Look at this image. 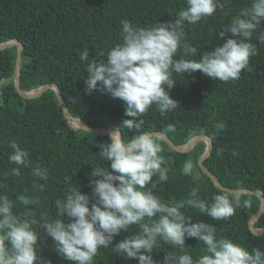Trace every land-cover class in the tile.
Returning a JSON list of instances; mask_svg holds the SVG:
<instances>
[{
  "label": "trees",
  "instance_id": "16d2710c",
  "mask_svg": "<svg viewBox=\"0 0 264 264\" xmlns=\"http://www.w3.org/2000/svg\"><path fill=\"white\" fill-rule=\"evenodd\" d=\"M251 3L252 0H229L224 9H217L207 20L185 24L187 41L198 48L194 58L200 59L201 53L213 50L230 37V32L224 37L218 33ZM184 7L186 0H0V43L18 40L22 45L19 74L22 90L56 83L71 115L89 126H115L127 141L137 133L120 127L124 119L130 118L124 114L125 102L99 88L91 94L85 93L88 62H81L80 54L87 50L90 59H105L106 55L101 56V52L106 54L120 41L122 20L148 27L174 21ZM260 32H264V22L251 41L258 48V54L249 61L251 71L245 70L240 79L229 82L215 80L199 71L185 73L176 78L175 86L169 90L178 108L162 116L153 106L141 119L145 122L144 131H161L177 145L197 134L209 136L212 148L203 160L208 170L225 187L251 189L264 197V44L257 41ZM15 55L14 46L0 49V79H4L0 86V194L16 201L14 211L18 214L25 211L17 200L19 195L38 196V205H30L29 209L37 216L48 212L54 217L55 200L64 198L70 188H78L94 201L90 184L92 168L100 166L111 171L110 162L99 156L101 145L111 138L105 133L71 128L52 89L38 98H22L13 84ZM217 121H223L225 128L213 136ZM170 123L175 125L174 133L165 131ZM12 142L29 152L30 166H19V176L6 177L5 172L18 167L8 159ZM160 142L170 170L168 180L153 189L154 195L170 202L187 198L192 188L199 187L201 199L211 202L222 191L197 165L205 147L203 142L184 153L173 150L161 138ZM188 160L193 162L196 171L191 176L182 174L183 164ZM37 164L47 168V181L32 175L31 167ZM33 183L46 187L37 193ZM240 195V206L227 220L214 221L191 208L182 211L190 217L189 223L213 224L218 237L229 238L250 251L252 248L264 251V233L256 235L248 228V219L258 210L260 201L254 195ZM62 219L69 222L66 216ZM254 226L264 227V212ZM34 227L39 234L38 255L42 260L73 264L56 252L52 238L42 227ZM138 231L137 225L130 226L128 232L121 230L109 248L98 250L94 264H138L136 259L118 256L114 247ZM185 244V251L194 259L203 254V244L196 238H186ZM171 251L179 254L178 249L158 241L153 259L162 262L165 253Z\"/></svg>",
  "mask_w": 264,
  "mask_h": 264
},
{
  "label": "clouds",
  "instance_id": "9594fccd",
  "mask_svg": "<svg viewBox=\"0 0 264 264\" xmlns=\"http://www.w3.org/2000/svg\"><path fill=\"white\" fill-rule=\"evenodd\" d=\"M229 0H186V7L176 19L148 27L121 21L120 41L105 54V59H90L87 50L80 61H87L88 78L84 81L85 93L100 91L123 100L126 104L121 128L135 130L136 135L125 141L119 131L110 134L109 142L100 147L99 156L110 162L109 171L92 168L90 181L92 197L78 188H70L64 198L55 200L56 213L39 216L29 209L38 205V196L19 195L17 200L25 211L18 214L16 201L0 194V264H51L38 255L39 225L53 240L56 252L73 264H94L98 250L112 245L121 230L128 232L132 225L139 231L114 245L118 256L136 259L138 264H264V251H251L226 237H218L216 227L203 221L189 223L182 210L191 208L214 221L227 220L241 204L239 192L220 191L211 202L201 199L199 187L192 188L188 197L165 202L153 194L157 185L169 178V160L162 154L164 148L159 137L144 131L141 119L155 107L162 116L178 108L169 90L176 78L196 71L215 80L229 82L240 79L245 70L251 71L250 58L258 54L252 38L264 22V0H252L249 8L239 11L224 30L232 35L213 50L201 53L186 39L185 24L194 25L224 9ZM227 14V13H226ZM214 32V29H209ZM257 41L264 44V32ZM225 128L223 121L213 125V136ZM175 125L168 124L166 132L174 133ZM12 150L9 163L18 167L4 175L19 176L20 167H29V152L17 143L9 144ZM238 153L233 152V155ZM219 155V153H218ZM32 175L47 181L48 170L39 164L31 167ZM185 176L194 175V164L186 161L182 167ZM33 190L43 192L46 185L33 183ZM67 217V223L62 217ZM186 238H196L203 244V254L194 259L185 251ZM163 241L179 250L165 253L162 262L155 261L152 253Z\"/></svg>",
  "mask_w": 264,
  "mask_h": 264
},
{
  "label": "water",
  "instance_id": "95a60500",
  "mask_svg": "<svg viewBox=\"0 0 264 264\" xmlns=\"http://www.w3.org/2000/svg\"><path fill=\"white\" fill-rule=\"evenodd\" d=\"M15 47L16 49V55H15V63H14V70H13V84H14V88L15 91L24 99H33V98H38L40 97L47 89H52L55 92L58 104L63 112L64 118L67 121V124L73 128V129H80L83 131H87V132H91L94 134H108L110 136V134L115 130V131H119V134L121 135L120 130L112 125H108V126H89L86 123H84L80 118L73 116L70 114V112L68 111V108L65 104L64 99L62 98L60 89L58 87V85L56 83H45L43 85H40L34 89H30V90H22L20 88L19 85V74H20V63H21V51H22V45L18 40H8L5 42H1L0 43V49H5L8 47ZM149 133H151L153 136H157L159 138H161L170 148H172L173 150L177 151V152H188L190 151L198 142H203L205 144V147L203 149V152L199 155L198 159H197V165L200 168V171L204 174H206L211 182L213 183V185L220 189V190H224V191H228V192H239L240 194H250V195H254L256 196L259 201H260V205L258 210L252 214L250 216V218L248 219V228L250 230L251 233L253 234H262L264 233V227H255L254 224L256 222V220L260 217V215L264 212V197L259 194L256 191H253L251 189H247V188H229V187H225L223 186L219 180L217 179V177L210 171L208 170V168L203 164V160L205 158H207L211 152V148H212V141L211 138L205 134H197L195 135L193 138L189 139L188 141H186L183 144H175L173 143L168 136L161 132V131H150ZM111 138V137H110Z\"/></svg>",
  "mask_w": 264,
  "mask_h": 264
},
{
  "label": "built area",
  "instance_id": "2783aa9c",
  "mask_svg": "<svg viewBox=\"0 0 264 264\" xmlns=\"http://www.w3.org/2000/svg\"><path fill=\"white\" fill-rule=\"evenodd\" d=\"M3 82H4V79H0V86L2 85Z\"/></svg>",
  "mask_w": 264,
  "mask_h": 264
},
{
  "label": "rangeland",
  "instance_id": "374dc122",
  "mask_svg": "<svg viewBox=\"0 0 264 264\" xmlns=\"http://www.w3.org/2000/svg\"><path fill=\"white\" fill-rule=\"evenodd\" d=\"M195 171V170H194ZM196 172V171H195ZM195 174V173H194Z\"/></svg>",
  "mask_w": 264,
  "mask_h": 264
}]
</instances>
